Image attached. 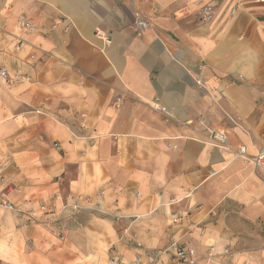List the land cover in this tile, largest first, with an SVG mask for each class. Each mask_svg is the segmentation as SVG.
<instances>
[{
    "label": "crops",
    "instance_id": "obj_1",
    "mask_svg": "<svg viewBox=\"0 0 264 264\" xmlns=\"http://www.w3.org/2000/svg\"><path fill=\"white\" fill-rule=\"evenodd\" d=\"M2 67L26 80L0 83V261L180 264L177 241L194 264H264V4L0 0Z\"/></svg>",
    "mask_w": 264,
    "mask_h": 264
},
{
    "label": "built area",
    "instance_id": "obj_2",
    "mask_svg": "<svg viewBox=\"0 0 264 264\" xmlns=\"http://www.w3.org/2000/svg\"><path fill=\"white\" fill-rule=\"evenodd\" d=\"M246 1L253 2L256 4H264V0H246ZM213 12H214L213 7L210 5H206L201 8L200 16L202 20L208 21L212 17ZM231 13L232 14L235 13L234 8L231 9ZM16 23L18 28L24 33H34L40 30L34 23H32L30 20L26 19L23 16L17 17ZM136 27L139 30H144L147 27V24L142 20H137ZM20 45H21V41L19 40L15 45V48L19 49ZM24 80H26V78L23 74L17 71H10L5 67L0 68V83L3 84L4 86L13 87L24 82ZM196 83L201 84V80H196ZM115 102H116V106L119 105L121 102V98L119 97L116 98ZM154 107L163 112L166 111L165 108L160 107L157 104H155ZM209 135L217 144H224L227 140L226 133L223 130H210ZM238 153L239 155H244L245 148L243 146H240L238 149ZM251 161L255 169L264 178V148L258 150L256 154L251 157ZM4 205L8 209L14 208V206L9 202L4 203ZM81 210H82V204L80 202V199L71 200L70 202L62 206L61 211L64 212V215L62 218L57 219L55 225L57 237L60 240H63L66 237L67 233L69 232V227L67 226L66 222L74 221ZM179 220L180 218L178 217L172 218V222L174 223L178 222ZM168 249H171L173 251L174 258L180 264H194L198 260L196 257V252L194 247L190 245H186L177 241H172L169 247L163 250V252L167 251ZM109 251L111 253L110 262L113 264H118L119 263L118 258L114 254L113 250L110 249ZM234 254H235V250L231 249L230 247H225L221 253H216L215 246L210 245L206 250L204 258L206 259V261L216 258L217 256L232 258ZM149 263L153 264L154 260L150 259Z\"/></svg>",
    "mask_w": 264,
    "mask_h": 264
},
{
    "label": "rangeland",
    "instance_id": "obj_3",
    "mask_svg": "<svg viewBox=\"0 0 264 264\" xmlns=\"http://www.w3.org/2000/svg\"><path fill=\"white\" fill-rule=\"evenodd\" d=\"M3 85V84H2ZM0 264H8V263H6V262H4V261H0Z\"/></svg>",
    "mask_w": 264,
    "mask_h": 264
}]
</instances>
